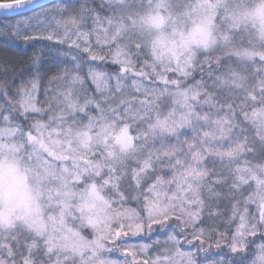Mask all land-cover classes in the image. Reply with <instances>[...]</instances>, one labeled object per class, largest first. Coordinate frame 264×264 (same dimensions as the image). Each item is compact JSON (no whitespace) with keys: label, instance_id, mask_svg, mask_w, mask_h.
I'll return each mask as SVG.
<instances>
[{"label":"clouds","instance_id":"9594fccd","mask_svg":"<svg viewBox=\"0 0 264 264\" xmlns=\"http://www.w3.org/2000/svg\"><path fill=\"white\" fill-rule=\"evenodd\" d=\"M0 264H264V0H0Z\"/></svg>","mask_w":264,"mask_h":264}]
</instances>
